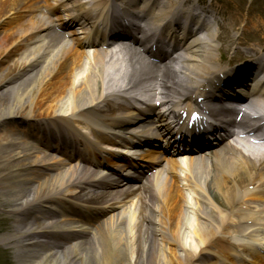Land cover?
Masks as SVG:
<instances>
[{
    "label": "bare ground",
    "instance_id": "1",
    "mask_svg": "<svg viewBox=\"0 0 264 264\" xmlns=\"http://www.w3.org/2000/svg\"><path fill=\"white\" fill-rule=\"evenodd\" d=\"M89 1L87 15L105 0ZM153 4L154 0H144L143 13ZM166 4L151 11L144 28L134 37L143 49L156 35V45L175 39L173 51L178 55L163 66L145 65L141 50L127 57L124 68L114 63L115 71L112 62H106L107 55H79L71 41L54 32L38 3L28 7L21 22L0 35V90L1 94H10L8 102L0 105V128L4 127L0 132V202L4 200L3 206L11 214L30 222L36 215L44 220L59 218L48 228L44 223L35 225V220L30 225L17 223L21 252L32 251L34 256L19 255L18 264H191L197 258L201 263L204 259L196 252L210 259L215 257L210 243L228 245L216 237L226 224L239 233L228 235L236 244L230 249L234 258L242 254L250 263L248 257H254L256 248H264L262 155L251 159L233 147L226 155L221 152L204 159L172 162L165 175L145 179L148 187L141 180L143 196L137 190H118L117 179L100 170L102 154L109 153L107 147L117 159V151H125L123 147L142 144L143 140L160 141L167 132L164 126L143 128L151 110L141 112L128 106L131 100H139L134 94L136 87L141 86L139 92L148 96L141 101L161 96L167 104L183 101L190 107L200 106L196 102L199 97L210 105L244 97L238 88L231 90L229 84L234 80L225 81L222 89L215 87L223 82L222 74L225 79L239 73L227 67L220 70L214 52L221 49L213 44L219 41L228 46L229 33L236 30L237 20L221 23L218 27L222 31L215 34L209 25L201 28L204 21L191 12L183 17L193 21L196 31H204V36L198 38L186 24L174 38L172 31L180 26L166 23L173 22L170 10L176 12V6L173 8V0ZM15 6V0H0L1 26L7 25L1 21ZM68 7L64 9L67 17L74 15ZM249 23L257 30L264 28L262 20ZM123 30H113L112 35L123 34ZM166 30H170L169 36ZM259 67L256 64L253 73ZM248 71L241 74L238 83ZM204 84L207 91L198 93ZM250 85L252 94L256 90L264 94V72ZM100 104L104 106L99 108ZM260 104L262 112L256 113L264 114V101ZM19 118L24 119L19 127L9 121ZM35 123L40 128H33ZM150 158L157 161L155 156L143 159L150 162ZM112 165L124 174L123 158ZM173 183L181 185V206ZM87 187L90 190L86 194H79ZM98 198L102 201L95 210L78 204ZM212 201L223 204L227 212L220 211ZM44 237L61 242V250L47 249L39 254L40 243L34 240ZM165 238L176 246L164 244ZM257 259L264 264V255L259 254Z\"/></svg>",
    "mask_w": 264,
    "mask_h": 264
},
{
    "label": "rangeland",
    "instance_id": "2",
    "mask_svg": "<svg viewBox=\"0 0 264 264\" xmlns=\"http://www.w3.org/2000/svg\"><path fill=\"white\" fill-rule=\"evenodd\" d=\"M225 1L227 5V13H230L232 3H238L239 5H243L244 3H246L247 0H225ZM2 91L0 90V105L5 103L10 98L9 93L5 92L1 94ZM3 204H4V200L0 204V216H5L6 213L8 212V210H4L6 208L3 207ZM0 226H1V222H0ZM9 226L13 228L14 224L13 225L9 224ZM11 256H12V252L9 248H6V250L0 248V264H17L14 262V258H12Z\"/></svg>",
    "mask_w": 264,
    "mask_h": 264
}]
</instances>
